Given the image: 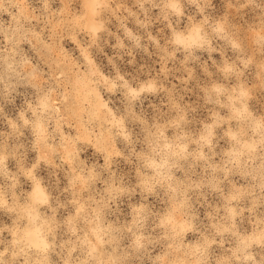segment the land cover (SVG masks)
I'll return each mask as SVG.
<instances>
[{"label": "rangeland", "instance_id": "374dc122", "mask_svg": "<svg viewBox=\"0 0 264 264\" xmlns=\"http://www.w3.org/2000/svg\"><path fill=\"white\" fill-rule=\"evenodd\" d=\"M0 264H264V0H0Z\"/></svg>", "mask_w": 264, "mask_h": 264}, {"label": "clouds", "instance_id": "9594fccd", "mask_svg": "<svg viewBox=\"0 0 264 264\" xmlns=\"http://www.w3.org/2000/svg\"><path fill=\"white\" fill-rule=\"evenodd\" d=\"M173 7H174V5H173Z\"/></svg>", "mask_w": 264, "mask_h": 264}]
</instances>
